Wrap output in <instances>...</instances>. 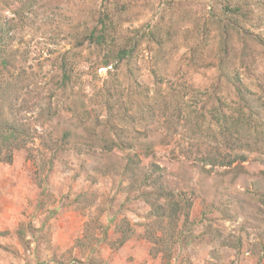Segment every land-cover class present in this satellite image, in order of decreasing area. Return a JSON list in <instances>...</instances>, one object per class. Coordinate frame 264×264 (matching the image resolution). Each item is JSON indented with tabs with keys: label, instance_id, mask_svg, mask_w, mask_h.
<instances>
[{
	"label": "rangeland",
	"instance_id": "obj_1",
	"mask_svg": "<svg viewBox=\"0 0 264 264\" xmlns=\"http://www.w3.org/2000/svg\"><path fill=\"white\" fill-rule=\"evenodd\" d=\"M107 1L116 38L147 35L139 60L119 71L97 69L95 48L78 47L71 35L95 26ZM218 6L215 0H37L14 44L15 67L0 74V82L21 80L7 95L34 134L11 163L0 161V264H264V155L246 153V162L231 167L204 165L213 140L184 116L170 131L162 122L117 121L131 91L137 94L129 115L149 104L146 94H166L172 83L225 95L230 76L238 74L258 91L264 47L254 44L250 59L244 53L229 58L231 74L219 67L227 57L218 58V33L203 26ZM255 15L250 36L264 39V10ZM159 29L170 32L162 51L149 35ZM66 58L74 65L73 82L57 104L51 98ZM107 85L118 135L104 129L111 115L98 105ZM50 101L63 108L51 122L39 114ZM65 132L71 136L62 141ZM217 154L226 155L225 148ZM129 158L141 162L136 173H126ZM152 171L179 208L185 202L189 208L158 216V205L168 204L156 196L154 206L147 201L153 191L143 179Z\"/></svg>",
	"mask_w": 264,
	"mask_h": 264
},
{
	"label": "trees",
	"instance_id": "obj_2",
	"mask_svg": "<svg viewBox=\"0 0 264 264\" xmlns=\"http://www.w3.org/2000/svg\"><path fill=\"white\" fill-rule=\"evenodd\" d=\"M215 1L219 5V10L216 13L214 10H210L209 18L207 21L205 20L203 26L207 31L216 30L218 33L221 53L218 58L227 57V60L221 61L222 64L219 67L221 70L226 69L227 75L231 74L229 58L237 57V53H244L245 58L250 59L254 52V44L264 47V39L257 36L251 38L250 36V26H253V23L258 20L255 11L264 10V0ZM36 3L37 0H0V74L15 67L14 62L18 59V53L13 50L14 44L18 42L29 26L32 9ZM7 13L9 15H6ZM97 17V23L92 28H85L78 36L71 34L78 43V47L82 48L87 45L95 48L94 66L97 69L110 68V71H119L123 65H130L131 62L138 61L141 46L147 35L145 33L141 35V31H139L133 38H116L117 32L112 29L116 15L108 5V1L106 7L102 12H99ZM169 34L170 32L163 35L160 29L157 33L149 32L153 42L160 46L159 51H162ZM232 38H237L240 44H234ZM237 60H240L242 64L245 61L242 57H238ZM59 71L62 73L61 78L57 82L51 98L57 104L63 102L64 96L66 97L67 90L73 82L74 65L70 58H66L60 63ZM14 81L6 79L0 82V161L9 163L13 161L16 152L26 149L29 143L34 140L29 123L17 116L23 110L15 109L7 95L9 90H14L13 88L21 83L20 79ZM161 85L162 82L158 80L156 86L161 87ZM258 85V91H253L242 83L238 74H232L228 81L230 92L223 95L218 91L219 94L213 93V95L189 84L172 83L166 94L157 91L154 98H150L146 94L149 104L147 106L139 105L136 113L129 115V111L135 108L137 94L136 91H131L129 102L122 105L123 114L117 121H121V123L126 121L131 125L136 122H145L147 125L162 122L170 131V125L175 124V119L179 121L184 116L189 126L194 127L195 124L199 131L206 129L205 132H201V137L206 136L213 140L214 153L206 156L202 163L211 166L231 167L235 161L246 162L248 159L246 153L264 155V84L259 83ZM111 88L112 85L109 87L107 85L102 96H97V99L99 107L106 106L105 108L111 115V118L103 123L104 129L111 134L114 131L118 135L116 121L113 118L115 104ZM136 89L138 90V88ZM189 95L193 97L190 103L185 102V97ZM56 97H60L61 100L59 98L54 100ZM206 97L207 100H205ZM53 101L45 105L44 113H39L40 117L49 122L60 118V113L63 111V108L61 110L59 107H54ZM186 104L189 108L187 115L184 111ZM99 125L101 126L102 123L100 122L98 127H100ZM70 136V132H65L62 141H66ZM112 142L115 143V145L112 144L114 148L121 149V144L116 141ZM221 147L226 150L224 156L217 154ZM233 154L237 156L232 160L231 155ZM140 164L141 162L136 163L133 158H129L125 168L126 173H136L140 169ZM155 173V171L146 173L143 183L153 191L145 194L151 206L154 196L158 198V202L164 200L168 204L166 207L158 205L157 215H165L168 209L171 216L175 217L179 215L180 211L189 208L190 205L187 202H185V207L179 208L181 204L177 200V196L171 192L166 193L161 176L157 179Z\"/></svg>",
	"mask_w": 264,
	"mask_h": 264
}]
</instances>
